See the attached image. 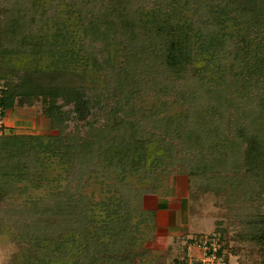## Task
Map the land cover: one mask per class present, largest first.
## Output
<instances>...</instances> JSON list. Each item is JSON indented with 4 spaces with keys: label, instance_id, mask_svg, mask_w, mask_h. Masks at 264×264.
Wrapping results in <instances>:
<instances>
[{
    "label": "trees",
    "instance_id": "16d2710c",
    "mask_svg": "<svg viewBox=\"0 0 264 264\" xmlns=\"http://www.w3.org/2000/svg\"><path fill=\"white\" fill-rule=\"evenodd\" d=\"M4 1L1 116L41 103L57 133L0 134V202L23 180L65 181L24 215L12 201L0 207L5 221H23L22 239L41 243L37 262L133 264L145 255L138 237L156 225L143 194L169 189L177 173L232 202H261L232 213L246 250L232 245L238 264H264V0ZM147 94L160 104L136 102ZM176 104L184 110L171 112ZM181 251L173 264H188Z\"/></svg>",
    "mask_w": 264,
    "mask_h": 264
},
{
    "label": "rangeland",
    "instance_id": "374dc122",
    "mask_svg": "<svg viewBox=\"0 0 264 264\" xmlns=\"http://www.w3.org/2000/svg\"><path fill=\"white\" fill-rule=\"evenodd\" d=\"M47 3V6L49 7V3H51V0H47ZM5 4H8L7 1L0 0V11ZM55 4L58 5L57 3ZM61 4L62 7L65 6L63 2ZM190 10V15H193L195 13L193 2H191ZM231 26L233 27V24ZM86 51L83 50L82 53L86 54ZM111 78L114 79L113 77ZM1 85L2 84L0 82V89ZM115 96L116 95L110 94L108 102L112 103V98ZM136 102L147 107H150L153 104H160V101L154 94L141 96L139 99H137ZM182 110H184V107L180 104H176L171 108V112ZM1 125L4 126L2 132H4L5 134L55 135L57 133V131L51 130L49 119L42 114L41 103H36L33 106H16L13 109H8L6 111V116L2 119V123L0 120V126ZM2 132L0 129V134ZM50 170L51 169H49L47 173L49 176H53L55 172H59L61 168H57L55 169L57 171L53 172L52 170L54 169H52L51 171ZM50 180L39 178L37 182L38 187H35L31 181L27 180H23L20 183L14 184L15 190L7 196L6 201H4L3 203L0 202V207L3 210L8 209V201H12L15 207H18V210L16 212L18 213L21 211V214L24 215L23 209L25 208V205L26 207H29L32 201L50 195L51 193L56 192L58 189L64 187V180H61V182ZM131 181L138 185L137 178H133L131 179ZM168 181L169 184L167 185H169V189L164 190V188H160L159 193H163V195L165 196L174 195L173 198H170V202H172V205H170L168 209H178L179 211H181L182 216H186L187 221L186 223H184L185 227H183V229L174 228V230H171V232H163V228H160V232H156L155 227L150 232L138 237L139 239L146 238V240H143V242L141 241V247H137V251L142 252V250H144L145 255L142 258L133 257V264H173L174 259L177 256L181 255L182 245L187 244L189 237L197 239L200 235L210 233H215L220 237H222L223 234L225 241L228 242L226 250L227 254L229 252V262L230 264H238V254L244 252L246 248L240 243H238V245H235L233 241V235L237 232V226L234 225L235 219H233L231 215L233 212L237 213L241 209H244L243 211L250 212L254 208V212H259V206L261 202L254 201L255 203L251 204H241V202L236 201L232 202L230 201L227 193H216L210 189H207L206 187L201 186L202 183L196 185H193L191 183L190 185L187 175L183 174L180 175L174 173L171 177H169ZM87 193L94 194V202H99L105 199V193L101 191L99 184L95 182L88 185ZM149 194L151 193L143 194V198H146V201L143 202V208L147 211H150L151 208L157 206V204L155 203L156 199H154L156 196ZM180 202L182 205H180ZM262 204L264 206V203ZM18 205H20V207ZM2 209H0V264H40L39 262H37V260L38 258H40L41 252L37 253V251L40 250L41 243H34L35 240L22 239L20 236V230H23V221L17 224V226L14 225L13 216L11 219L13 221H5V219L7 218L3 217V215L6 214H3ZM106 210V208L101 206L94 207V211L98 219L105 217ZM160 217L161 225L165 221L167 222V211H164V213L162 214V216L160 215ZM1 219H3V221L5 222L2 223ZM70 234L71 232H68L62 236L64 238H70ZM82 239L83 236L81 234H75L74 240H76L77 242H82ZM69 242L70 247V244H73V242L72 240H70ZM232 244L239 249V251L237 252L238 254H235V252H233ZM78 250L79 248L71 249V251L65 257L64 261L67 263L74 261L77 258ZM192 251L194 254L192 253ZM192 251L191 255H194V259H196L198 255H201V252L196 248ZM194 259H189L190 264L194 263Z\"/></svg>",
    "mask_w": 264,
    "mask_h": 264
},
{
    "label": "built area",
    "instance_id": "2783aa9c",
    "mask_svg": "<svg viewBox=\"0 0 264 264\" xmlns=\"http://www.w3.org/2000/svg\"><path fill=\"white\" fill-rule=\"evenodd\" d=\"M2 119L3 117L0 112L1 123ZM0 127L2 128L3 126L1 125ZM223 244L221 237L215 233L203 234L197 239L189 237L186 244L189 259H194V255H191V251L196 248L201 252V255H198V257L194 259L193 264H227V250L226 248L223 249ZM188 264H190L189 261Z\"/></svg>",
    "mask_w": 264,
    "mask_h": 264
},
{
    "label": "crops",
    "instance_id": "0c3cea01",
    "mask_svg": "<svg viewBox=\"0 0 264 264\" xmlns=\"http://www.w3.org/2000/svg\"><path fill=\"white\" fill-rule=\"evenodd\" d=\"M149 195L156 196L155 198L154 197L153 198L156 199L155 203L157 204V206L156 207L154 206V208L150 209V210L155 211V217L157 218L156 219V225H155L156 232H160V228H163V230H164L163 232H165V231L171 232V230H174V228H182L183 229V227H185L184 223H186V221H187L186 216L185 215L182 216L181 211H179L178 209H175V210H173V208H172V210L168 209L170 207V205H172L171 204L172 202H170V198L171 197L173 198L174 195L173 196L169 195L170 197L163 195V193H155V194H149ZM144 197H146V196H144ZM145 199L146 198H143V202L146 201ZM180 205H182L181 202H180ZM172 207H174V206H172ZM164 211H167V216H168L167 222L165 221L161 225L160 215L162 216ZM158 220H159V223H158ZM183 246L184 245H182V248H183ZM228 254H229V252H228ZM228 254H227V256H228ZM228 264H230L229 257H228Z\"/></svg>",
    "mask_w": 264,
    "mask_h": 264
}]
</instances>
